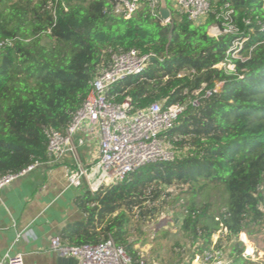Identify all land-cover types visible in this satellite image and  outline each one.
Returning a JSON list of instances; mask_svg holds the SVG:
<instances>
[{"label": "trees", "instance_id": "obj_1", "mask_svg": "<svg viewBox=\"0 0 264 264\" xmlns=\"http://www.w3.org/2000/svg\"><path fill=\"white\" fill-rule=\"evenodd\" d=\"M227 2L249 37L242 50L249 58L234 59L237 73L229 74L216 65L237 36H211L215 15L196 23L170 8L172 22L164 25L147 6L125 19L115 13L114 0H0V177L48 161L46 131L68 127L114 53L138 49L157 58L141 74L112 85L111 100L129 98L131 113L155 102L187 104L166 133L175 159L145 164L118 183L78 197L85 217L67 232L68 244L112 237L132 264H146L136 247L140 242L129 241L132 229L159 214L166 188L184 189L191 198L183 203L181 227L198 254L227 229L216 246L229 251L235 264H249L239 235L264 231V3L217 0ZM219 80L225 81L221 90L200 97L198 106L191 103L194 91L204 95ZM213 187L224 195L215 211L196 199Z\"/></svg>", "mask_w": 264, "mask_h": 264}, {"label": "built area", "instance_id": "obj_2", "mask_svg": "<svg viewBox=\"0 0 264 264\" xmlns=\"http://www.w3.org/2000/svg\"><path fill=\"white\" fill-rule=\"evenodd\" d=\"M162 0H114V11L125 19L131 18L137 11L148 7L150 15L162 24L172 22L171 15L163 19L160 13ZM264 3V0H263ZM174 11L186 15L196 23L204 22L210 15H215L217 21L209 25L211 36L219 37L234 34L227 50L226 58L216 67L229 73H237L234 59L246 61L249 57L242 54L247 36L234 20L235 9L231 3L217 4V0H174ZM246 23H250L249 20ZM2 44H0L1 49ZM253 48L251 47L249 51ZM157 58L153 52L143 53L138 49L114 53L106 70L95 76L91 82V90L82 106L75 112L73 118L64 131L48 129V161L55 164L65 156L71 155L74 166L68 171V182L73 186L87 183L92 192L99 188H107L112 184L124 180L131 172L141 166L159 162L173 161L177 155L173 144L167 140L166 133L172 129L180 115L186 110L187 104L176 103L165 107L161 102L131 113V101L117 103L108 96L112 85L129 76L141 74L152 59ZM163 60V58L161 59ZM182 74H179L181 76ZM224 80L216 82L213 89H207L201 95L202 89L193 92L195 98L191 103L198 106L200 97L211 96L221 90ZM205 86V85H204ZM203 86V87H204ZM86 131L99 139V156L90 164H86L80 157L79 147L86 140L78 134ZM35 163L18 173H10L0 177V199L2 188L20 175L32 170ZM227 232V229H225ZM22 233H18V241ZM214 245L202 254L195 256L198 264H218L224 257V251ZM239 240L245 245L243 256L249 264H264V254L259 249L248 244V236L241 232ZM51 248L63 258H74L79 264H132V258L123 245L118 244L112 237L98 244L71 245L64 242L60 236L51 238ZM7 264H26L22 253L5 255ZM142 264H144L142 262Z\"/></svg>", "mask_w": 264, "mask_h": 264}, {"label": "crops", "instance_id": "obj_3", "mask_svg": "<svg viewBox=\"0 0 264 264\" xmlns=\"http://www.w3.org/2000/svg\"><path fill=\"white\" fill-rule=\"evenodd\" d=\"M78 137L86 140L79 147L80 157L90 164L99 156V139L86 131L80 132ZM73 166L71 155L55 164L40 163L2 188L0 264H7L5 255L8 253H22L26 264H79L77 259L59 256L50 243L54 236H60L66 243L72 242L67 232L76 229L77 223L85 217L76 199L91 189L86 182L79 187L69 184L68 171ZM223 230L214 236L226 234ZM20 232L22 236L17 241ZM228 253L218 264H235Z\"/></svg>", "mask_w": 264, "mask_h": 264}, {"label": "rangeland", "instance_id": "obj_4", "mask_svg": "<svg viewBox=\"0 0 264 264\" xmlns=\"http://www.w3.org/2000/svg\"><path fill=\"white\" fill-rule=\"evenodd\" d=\"M174 5V0H169L172 10ZM166 189L157 202L159 214L152 221L142 224L140 230V225L134 227L129 241L140 242L136 247L141 251L146 264H198L193 260L198 255L197 245L181 227L184 204H189L191 194L184 189ZM169 192L171 195L168 196L166 193ZM180 195L182 198H179ZM196 199L199 205L209 203L215 211L222 206L224 195L220 188L213 187L203 190ZM216 239L214 236L213 242ZM248 240L250 246L256 247L264 254V231L249 236ZM222 244L228 246L225 238Z\"/></svg>", "mask_w": 264, "mask_h": 264}, {"label": "water", "instance_id": "obj_5", "mask_svg": "<svg viewBox=\"0 0 264 264\" xmlns=\"http://www.w3.org/2000/svg\"><path fill=\"white\" fill-rule=\"evenodd\" d=\"M160 13L163 19H167L171 15V11L166 0L161 1Z\"/></svg>", "mask_w": 264, "mask_h": 264}]
</instances>
